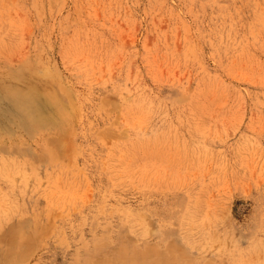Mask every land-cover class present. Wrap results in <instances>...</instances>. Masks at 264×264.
Returning a JSON list of instances; mask_svg holds the SVG:
<instances>
[{
  "label": "rangeland",
  "instance_id": "rangeland-1",
  "mask_svg": "<svg viewBox=\"0 0 264 264\" xmlns=\"http://www.w3.org/2000/svg\"><path fill=\"white\" fill-rule=\"evenodd\" d=\"M129 258L264 264V0H0V264Z\"/></svg>",
  "mask_w": 264,
  "mask_h": 264
},
{
  "label": "bare ground",
  "instance_id": "bare-ground-1",
  "mask_svg": "<svg viewBox=\"0 0 264 264\" xmlns=\"http://www.w3.org/2000/svg\"><path fill=\"white\" fill-rule=\"evenodd\" d=\"M27 114H28V112H27ZM56 141H58V140H56ZM27 239H28V237L23 232H21V231L20 232L19 231H12L11 238H9L10 242H9V247L7 248L6 255H8L9 258L14 257L13 255L15 254V252L17 250H19V248L22 247L24 245V243H26ZM157 261L158 260H155L153 263L155 264V262H157ZM160 262L158 264H160ZM142 263L144 264L145 262L143 260H141L140 258H131V259L129 258V259H124V260L121 259L116 264H142Z\"/></svg>",
  "mask_w": 264,
  "mask_h": 264
}]
</instances>
